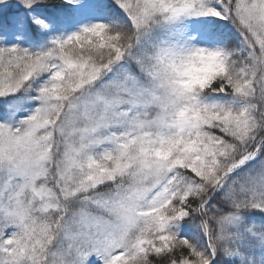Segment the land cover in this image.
<instances>
[{
  "label": "snow or ice",
  "instance_id": "snow-or-ice-1",
  "mask_svg": "<svg viewBox=\"0 0 264 264\" xmlns=\"http://www.w3.org/2000/svg\"><path fill=\"white\" fill-rule=\"evenodd\" d=\"M0 264H264V0H0Z\"/></svg>",
  "mask_w": 264,
  "mask_h": 264
},
{
  "label": "trees",
  "instance_id": "trees-1",
  "mask_svg": "<svg viewBox=\"0 0 264 264\" xmlns=\"http://www.w3.org/2000/svg\"><path fill=\"white\" fill-rule=\"evenodd\" d=\"M251 215H254V216H255V219H256L257 221H259V220L261 219V217H260L258 214H251Z\"/></svg>",
  "mask_w": 264,
  "mask_h": 264
}]
</instances>
